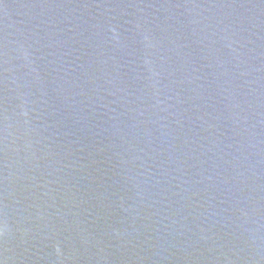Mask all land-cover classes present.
<instances>
[{"label": "water", "instance_id": "obj_1", "mask_svg": "<svg viewBox=\"0 0 264 264\" xmlns=\"http://www.w3.org/2000/svg\"><path fill=\"white\" fill-rule=\"evenodd\" d=\"M0 264H264V0H0Z\"/></svg>", "mask_w": 264, "mask_h": 264}]
</instances>
